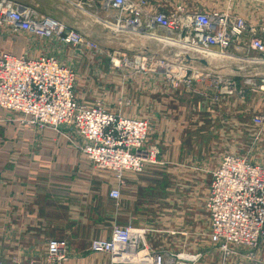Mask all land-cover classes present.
<instances>
[{
	"label": "rangeland",
	"instance_id": "374dc122",
	"mask_svg": "<svg viewBox=\"0 0 264 264\" xmlns=\"http://www.w3.org/2000/svg\"><path fill=\"white\" fill-rule=\"evenodd\" d=\"M15 1L75 25L94 42L92 48L57 44V58L76 73L79 103L148 121L144 148L154 152V161L140 170L109 169L120 184L126 174L143 182L135 222L127 224L146 229L147 244L158 251L202 252L199 264H250L248 257L227 255L212 241L206 200L223 157L264 165V120L254 119L264 115V55L251 49L245 36L227 49H209L217 56L205 58V51L162 40L181 41L185 33L115 23L95 15L88 0ZM152 5L170 14L182 6L264 21V0H152ZM200 158L207 159V169L199 167ZM170 162L177 163L174 171ZM97 256L100 264H111L110 256Z\"/></svg>",
	"mask_w": 264,
	"mask_h": 264
},
{
	"label": "built area",
	"instance_id": "2783aa9c",
	"mask_svg": "<svg viewBox=\"0 0 264 264\" xmlns=\"http://www.w3.org/2000/svg\"><path fill=\"white\" fill-rule=\"evenodd\" d=\"M95 15L103 14L115 23L134 29H162L185 33L195 46L227 49L247 44L264 55V21L253 23L226 11L190 12L178 6L176 14L152 9V0H88ZM0 28L41 39H54L73 47H94L82 31L22 5L0 0ZM12 40L10 39V43ZM75 71L52 54L30 57L0 51V109L24 115L26 124L60 132L74 130L84 139L81 149L95 164L116 172L141 169L154 161V152L144 148L148 121L112 113L100 106H86L76 100ZM260 89L264 91V78ZM257 121L264 120L255 116ZM6 119L0 116V124ZM113 198L120 190L111 191ZM206 206L210 215L211 239L223 253L249 258L250 264H264V165L227 155L213 171ZM147 230L131 224H115L109 238L90 243L96 254L110 256L111 264H199L202 252L158 251L147 244ZM67 243L51 240L44 262L63 264ZM244 247L245 251H236ZM0 264H26L19 260Z\"/></svg>",
	"mask_w": 264,
	"mask_h": 264
},
{
	"label": "crops",
	"instance_id": "0c3cea01",
	"mask_svg": "<svg viewBox=\"0 0 264 264\" xmlns=\"http://www.w3.org/2000/svg\"><path fill=\"white\" fill-rule=\"evenodd\" d=\"M45 40L0 28V51L57 57L58 42ZM0 116L6 119L0 124V262H44L49 242L61 239L65 264H100L90 243L109 238L116 223L135 222L140 176L126 174L120 184L83 153L84 139L74 130L31 126L13 111L0 109ZM170 163L174 171L177 163ZM198 164L207 169L206 158Z\"/></svg>",
	"mask_w": 264,
	"mask_h": 264
},
{
	"label": "bare ground",
	"instance_id": "6f19581e",
	"mask_svg": "<svg viewBox=\"0 0 264 264\" xmlns=\"http://www.w3.org/2000/svg\"><path fill=\"white\" fill-rule=\"evenodd\" d=\"M162 40H166V41H170V42H172V41H175L176 43H184L186 46H190V47H195L196 49H198L199 50V52H203V51H205V52H203V56L205 57V58H207L208 56H206L205 54H211V55H216V53L215 52H209V53H207L208 51L207 50H203V49H201V48H199V47H197V46H195V45H193L189 40H187V39H183V40H181V41H179V40H175V39H172V38H166V37H164ZM183 46V45H182ZM217 56V55H216ZM215 56V57H216ZM209 58H211V59H213L214 57H209ZM209 196V195H208Z\"/></svg>",
	"mask_w": 264,
	"mask_h": 264
}]
</instances>
